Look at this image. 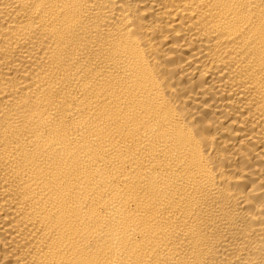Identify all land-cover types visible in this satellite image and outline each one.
Masks as SVG:
<instances>
[{"label": "bare ground", "instance_id": "1", "mask_svg": "<svg viewBox=\"0 0 264 264\" xmlns=\"http://www.w3.org/2000/svg\"><path fill=\"white\" fill-rule=\"evenodd\" d=\"M0 264H264V0H0Z\"/></svg>", "mask_w": 264, "mask_h": 264}]
</instances>
